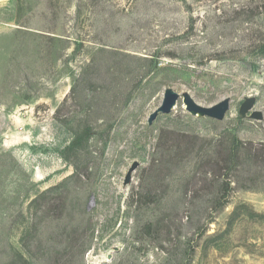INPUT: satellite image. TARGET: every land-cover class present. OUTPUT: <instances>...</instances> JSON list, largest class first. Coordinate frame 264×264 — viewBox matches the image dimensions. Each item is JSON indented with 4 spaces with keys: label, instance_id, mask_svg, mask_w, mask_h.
<instances>
[{
    "label": "rangeland",
    "instance_id": "374dc122",
    "mask_svg": "<svg viewBox=\"0 0 264 264\" xmlns=\"http://www.w3.org/2000/svg\"><path fill=\"white\" fill-rule=\"evenodd\" d=\"M246 98L264 116V0H0V264H264Z\"/></svg>",
    "mask_w": 264,
    "mask_h": 264
},
{
    "label": "water",
    "instance_id": "95a60500",
    "mask_svg": "<svg viewBox=\"0 0 264 264\" xmlns=\"http://www.w3.org/2000/svg\"><path fill=\"white\" fill-rule=\"evenodd\" d=\"M179 99V95L176 94L171 89H166L163 93L161 104L149 115L148 117V124H151L155 118L159 114H168L172 111L173 107L175 106L177 100ZM182 101L186 106V111L196 117H206L210 119H214L217 121H221L224 119L225 114L230 108V99L224 98L218 103L210 106V107H202L196 104L189 94L184 93L182 94ZM255 105V98H246L243 103L239 107V115L241 117H246L247 114L250 119L253 120H263L264 116L261 112L254 111L253 107ZM138 167V163L134 162L130 168L128 169L123 185H127L131 181L133 171Z\"/></svg>",
    "mask_w": 264,
    "mask_h": 264
},
{
    "label": "trees",
    "instance_id": "16d2710c",
    "mask_svg": "<svg viewBox=\"0 0 264 264\" xmlns=\"http://www.w3.org/2000/svg\"><path fill=\"white\" fill-rule=\"evenodd\" d=\"M73 145H74V144H72V146H73ZM225 194H227V191H225L224 195H225Z\"/></svg>",
    "mask_w": 264,
    "mask_h": 264
},
{
    "label": "bare ground",
    "instance_id": "6f19581e",
    "mask_svg": "<svg viewBox=\"0 0 264 264\" xmlns=\"http://www.w3.org/2000/svg\"><path fill=\"white\" fill-rule=\"evenodd\" d=\"M183 105H184V107H185V109H186V106H185L184 102H183Z\"/></svg>",
    "mask_w": 264,
    "mask_h": 264
}]
</instances>
